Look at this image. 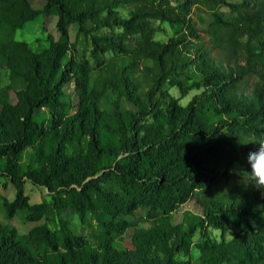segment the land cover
I'll return each instance as SVG.
<instances>
[{"label": "trees", "instance_id": "16d2710c", "mask_svg": "<svg viewBox=\"0 0 264 264\" xmlns=\"http://www.w3.org/2000/svg\"><path fill=\"white\" fill-rule=\"evenodd\" d=\"M50 15L57 40L15 38ZM154 20L179 30L155 40ZM72 25L112 55L93 81ZM0 70V178L15 189L1 201L36 222L0 223V264H190L192 245L200 264H264V195L243 174L264 141V0H0ZM25 182L46 189L55 229ZM189 201L198 220L174 222ZM139 208L150 225L124 247Z\"/></svg>", "mask_w": 264, "mask_h": 264}, {"label": "rangeland", "instance_id": "374dc122", "mask_svg": "<svg viewBox=\"0 0 264 264\" xmlns=\"http://www.w3.org/2000/svg\"><path fill=\"white\" fill-rule=\"evenodd\" d=\"M31 6L35 9H39L43 6L45 0H29ZM122 11V9H121ZM190 17L198 21L196 17V12L192 11ZM152 24L155 28L154 39L158 41H165L169 37L173 36L179 30V27L176 25H171L166 22L152 21ZM56 17L55 16H38L35 19L27 22L20 30L15 34L17 40H23L31 44L34 48H39L45 46L49 37L54 40L59 38L58 32L56 31ZM198 27H201L197 24ZM69 42L71 43V49L73 56L77 59L88 60L90 65L93 67L91 80L93 81L98 75L99 65L106 63L111 59L110 53H99L95 57L91 55V46L87 38L78 35L75 31L74 26H70L68 29ZM203 37L206 39V36L203 34ZM255 77H250L248 83L251 85L255 80ZM8 82V73L6 70H0V87L6 85ZM12 101H15L13 93H10ZM72 100L75 102V97L72 96ZM183 102V101H182ZM24 197L28 205H34L37 203L45 202L47 205V217L46 223L50 229H55L57 227V217L55 216L51 205L50 197L46 189L38 186H34L29 182H25L24 185ZM7 199V201H13L15 198V189L13 184L5 178H0V223H9L13 225L20 234H27L31 228L36 225V222H30L26 216L18 211L17 209H8L3 206L2 199ZM199 213L195 204L192 201L187 202L186 204L180 206L175 213H173L174 222L180 221L182 218H185L190 221H197L196 214ZM62 219H67L73 223H79L78 218L75 216L74 212L71 209H67L61 214ZM133 225L126 230L123 238L120 241V244L124 247H129V236L132 234L133 230L136 228H148L149 219L147 217V212L143 208H139L134 213V216L131 217ZM238 231L239 228H236L232 225V228L223 233V239L229 240L233 236V230ZM78 230L88 236L91 233V228L83 227ZM210 237L219 241L221 239V233L217 231H211ZM209 237V238H210ZM210 238V239H211ZM197 239V236H196ZM204 241V240H203ZM196 250L195 245L191 246L190 250V264H200L196 255L193 254Z\"/></svg>", "mask_w": 264, "mask_h": 264}, {"label": "clouds", "instance_id": "9594fccd", "mask_svg": "<svg viewBox=\"0 0 264 264\" xmlns=\"http://www.w3.org/2000/svg\"><path fill=\"white\" fill-rule=\"evenodd\" d=\"M254 144H258V147L248 153L246 160L248 171L243 174L246 175L247 185H251L264 195V141ZM193 254L198 256L200 253L194 250Z\"/></svg>", "mask_w": 264, "mask_h": 264}]
</instances>
